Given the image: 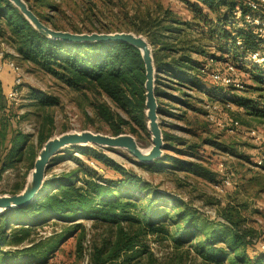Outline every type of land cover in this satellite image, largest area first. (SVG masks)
Here are the masks:
<instances>
[{
  "label": "trees",
  "instance_id": "trees-1",
  "mask_svg": "<svg viewBox=\"0 0 264 264\" xmlns=\"http://www.w3.org/2000/svg\"><path fill=\"white\" fill-rule=\"evenodd\" d=\"M26 1L42 21L55 29L82 32V29L90 31L93 27L97 31H112L99 19L90 20L91 27L63 25L43 15L34 1ZM183 1L190 10V20L172 17L170 10H165L164 17L154 16L149 10L144 17L133 21L134 26L130 24L133 31L146 33L153 47L159 112L179 116L169 112V104L183 108L193 106L195 102L190 92L196 91L204 94L201 99L196 97L202 104L206 97L223 105L232 103L250 114L264 115V66L249 62L256 69L245 67L246 56L256 50L264 52V44L256 28L243 18L237 20L234 13L238 7L247 12V0ZM254 14L263 16L264 6ZM95 22L98 27L94 26ZM120 29L122 27L117 26L115 30ZM0 38L14 49L16 54L11 58L19 65L39 70L72 90L92 91L96 98L94 113L108 124L111 134L129 132L136 138L148 136L145 67L135 46L124 41L71 42L48 38L38 32L10 0H0ZM207 42H216L213 51L205 50L204 47H209ZM194 54L202 59H196ZM218 61L231 62L237 69L246 71L255 81L252 90L257 95L236 94L235 91L244 89V83L237 88L213 82L209 70ZM11 86L5 88L0 80V105L7 112L18 105L7 99L6 92ZM102 96L121 112L113 110ZM24 98H28L29 105L37 113L42 112V120L35 142L28 133L12 128L9 118L1 125L0 143L6 142V151L0 152V181L7 169L16 176L8 193L23 188L39 148L52 135L53 117L48 108L58 102L55 96L33 87ZM258 103L263 106L257 109ZM19 117L17 114L12 118ZM163 137L164 148L170 149L168 142L174 135L166 131ZM77 149L92 157L96 165H103L105 170L100 173L96 168L81 164L75 171L53 174L45 179L29 203L1 213L0 264H48L58 245L74 232L80 247L87 232L82 220L91 221V227L97 231L90 245V264H142L139 257L145 253L148 258L145 264H156L152 253L146 249L144 238L148 235L155 240L172 238L176 247L182 242H192L200 258L199 264H264V250L259 246L261 240L255 238L253 229L244 228L231 210L220 212L228 223L201 218L189 205L159 191L99 149L86 146ZM167 158L180 160L181 165L185 162L169 154L153 163L136 162L148 167L162 165ZM189 165L214 179L215 173L201 163ZM18 169H22L21 175ZM107 169L112 173L106 174ZM78 170H81L80 175ZM51 220L61 222L60 233L40 235L39 230Z\"/></svg>",
  "mask_w": 264,
  "mask_h": 264
},
{
  "label": "rangeland",
  "instance_id": "rangeland-1",
  "mask_svg": "<svg viewBox=\"0 0 264 264\" xmlns=\"http://www.w3.org/2000/svg\"><path fill=\"white\" fill-rule=\"evenodd\" d=\"M38 6L35 7L48 18L57 19L63 25H77L82 27L90 26V20H98L108 25L114 31L117 26L120 30H132L133 21L138 17H144L147 11H151L154 16L164 17L165 10H170L172 17H180L183 21L190 20V10L183 0H32ZM54 5H57L54 8ZM96 24V25H95ZM94 26L98 27L95 22ZM129 24V25H128ZM132 26H131V25ZM129 26V27H128ZM84 32L97 31L95 29ZM146 34L144 32H139ZM195 33V32H194ZM197 34V33H196ZM195 34V35H196ZM209 47H204L211 52L216 47V42H207ZM207 43H205L207 45ZM0 50L4 52L5 59L15 55L16 52L7 42L0 38ZM196 59H202L195 55ZM15 60V59H14ZM16 61V60H15ZM246 62L245 67L249 70L254 68ZM17 63V61H16ZM225 68L224 62H220ZM18 64V63H17ZM217 65H220L219 63ZM19 76L21 84L19 91L21 97L18 105L12 107L10 112L5 111L0 105V129L5 119H8L12 128H17L30 135L32 141L36 140L38 126L42 120V112L29 105L26 97L30 87L44 91L53 95L58 102L49 107V113L53 117L52 134L57 135L67 130L90 129L93 131L110 133L106 122L101 121L93 110V103L96 101L92 91H75L65 86L61 81L50 77L39 71L27 69L26 66L19 65ZM236 77L245 87L235 91L236 94L253 97L257 92L252 90L254 80L243 69L238 68ZM15 75L10 70L0 74V80L4 87L12 85ZM211 83V82H209ZM220 90V89H219ZM218 91V90H216ZM227 92V91H226ZM221 93V90H220ZM223 93V92H222ZM193 106L175 107L169 104L170 113H178L179 116L170 114H159L160 125L163 132L169 131L174 137L169 143L170 149L164 148L163 156L169 154L185 161L182 165L180 160L164 159L163 164L152 166H141L124 149L112 148L99 149L123 168L131 170L143 179L149 181L153 187L165 194H171L182 204L186 203L194 209L201 218H208L214 223H228L220 212L224 209L231 210L234 217L240 219L244 228L254 230L255 238L264 240V143H258L250 136V129H256L264 135V115L250 114L244 108H236L234 112H229L222 103H217L218 110L215 117L218 121H225L229 116L237 118L239 124L233 129L220 127L216 123L207 120L203 115L202 103L197 101L204 94L192 91ZM24 95V96H23ZM219 95V92H218ZM196 97H199L196 99ZM26 99V100H25ZM101 99L115 111L118 110L111 101L102 96ZM206 97H204V100ZM173 102V101H172ZM24 103L25 105H22ZM22 105V106H21ZM258 108L263 104L258 103ZM20 115L19 119L12 118ZM13 119V120H11ZM141 146L147 147L151 144L150 134L145 138L137 137ZM165 141V140H164ZM6 142L0 143V152L6 151ZM165 145V143H164ZM78 146H69L58 153L50 167L46 171V178L53 174L75 171L79 165H87L96 168L100 173L101 167L96 165L95 160L80 152ZM261 159L263 162L258 164ZM201 163L215 173L214 179L204 175L202 171L195 169L189 163ZM219 163H223L225 171L232 172L233 184L230 187L219 186L221 173L218 170ZM108 173L112 171L107 169ZM78 175L81 170L76 171ZM18 174H22V169H18ZM15 173L11 169L3 172V179L0 181V194L8 193L10 185L14 181ZM45 178V179H46ZM217 181V182H216ZM180 203V202H179ZM178 204V206H182ZM87 227L86 237L78 246L77 234L71 233L58 245L53 252L48 264H90V245L93 237L97 233L91 227L92 222L82 220ZM60 221L51 220L49 225L39 230L40 235H56L60 233ZM77 221L73 222V226ZM147 243L146 249L152 253V258L156 264H199L200 258L192 248V242H182L180 247H176L172 238L155 240L152 235L144 238ZM80 249V250H79ZM142 264L148 262L147 254L139 257Z\"/></svg>",
  "mask_w": 264,
  "mask_h": 264
},
{
  "label": "water",
  "instance_id": "water-1",
  "mask_svg": "<svg viewBox=\"0 0 264 264\" xmlns=\"http://www.w3.org/2000/svg\"><path fill=\"white\" fill-rule=\"evenodd\" d=\"M26 17L31 25L48 38L71 42L124 41L135 46L145 67V116L151 144L141 146L137 138L129 132L118 134L103 133L90 129L67 130L49 136L39 148L33 167L28 171L23 188L16 193L0 194V214L5 210L29 203L41 189L51 160L69 146L119 148L126 150L139 162L153 163L163 156L164 137L160 125L157 95L155 93V63L153 47L143 33L133 30L76 32L55 29L42 21L30 8L26 0H10Z\"/></svg>",
  "mask_w": 264,
  "mask_h": 264
},
{
  "label": "built area",
  "instance_id": "built-area-1",
  "mask_svg": "<svg viewBox=\"0 0 264 264\" xmlns=\"http://www.w3.org/2000/svg\"><path fill=\"white\" fill-rule=\"evenodd\" d=\"M247 4L249 6V10L247 12H242V10L238 7L235 10V18L239 20L243 18L248 24L253 25L256 28V31L264 44V15H256L255 12L259 11L261 6H264V0H247ZM241 24H238L240 26ZM237 45H240L239 41H237ZM4 52L0 50V74L5 70H10L14 73L15 78L12 86L8 88L6 95L7 99L12 102L16 103L19 101L21 97V93L19 91V85L21 84V78L19 76V66L13 58L5 59ZM246 59L250 62H255L264 66V52L261 50H256L246 56ZM220 65H217V64ZM225 68L221 66L220 61L214 62L213 66L209 70V77L210 79L217 83L220 86H229L233 85L234 87L241 88L243 85L240 80L236 77V66L233 65L231 62L224 63ZM217 103H220L218 100L209 101L205 99L202 106L205 109V117L208 121L212 123H216L220 127H228L229 129H233L238 126L239 121L237 118L227 117L225 121H218L215 117V111L218 110L219 106ZM224 107L227 108L229 112H234L236 106L232 103L224 104ZM250 136L253 138L254 141L258 143H264V135L259 133L256 129H250L249 131ZM263 161L259 159L257 161L258 164H261ZM218 170L221 173V180L219 182V186L222 188H227L232 186V172L225 171V167L223 163H219ZM259 246L262 250H264V240L259 242Z\"/></svg>",
  "mask_w": 264,
  "mask_h": 264
},
{
  "label": "crops",
  "instance_id": "crops-1",
  "mask_svg": "<svg viewBox=\"0 0 264 264\" xmlns=\"http://www.w3.org/2000/svg\"><path fill=\"white\" fill-rule=\"evenodd\" d=\"M5 72L7 73V70H6V69H5L2 73H5ZM2 73H1V74H2Z\"/></svg>",
  "mask_w": 264,
  "mask_h": 264
}]
</instances>
